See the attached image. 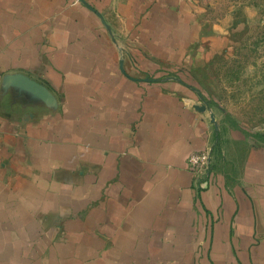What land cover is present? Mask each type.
Wrapping results in <instances>:
<instances>
[{
  "label": "crops",
  "instance_id": "crops-1",
  "mask_svg": "<svg viewBox=\"0 0 264 264\" xmlns=\"http://www.w3.org/2000/svg\"><path fill=\"white\" fill-rule=\"evenodd\" d=\"M184 5L0 0V264H264V146L187 165L212 119Z\"/></svg>",
  "mask_w": 264,
  "mask_h": 264
},
{
  "label": "rangeland",
  "instance_id": "rangeland-1",
  "mask_svg": "<svg viewBox=\"0 0 264 264\" xmlns=\"http://www.w3.org/2000/svg\"><path fill=\"white\" fill-rule=\"evenodd\" d=\"M184 2L181 19L191 27L195 41L187 70L210 103L209 162L211 167L221 166L228 163L230 151L264 146V0ZM11 194L0 190L4 233V223L15 215ZM4 237L0 234V245Z\"/></svg>",
  "mask_w": 264,
  "mask_h": 264
},
{
  "label": "built area",
  "instance_id": "built-area-1",
  "mask_svg": "<svg viewBox=\"0 0 264 264\" xmlns=\"http://www.w3.org/2000/svg\"><path fill=\"white\" fill-rule=\"evenodd\" d=\"M82 0H78L81 2ZM204 107L208 109V106L204 104ZM188 168L193 173L196 182L204 183L210 178L212 168L209 162L208 150L201 154H193L190 156L187 162Z\"/></svg>",
  "mask_w": 264,
  "mask_h": 264
}]
</instances>
